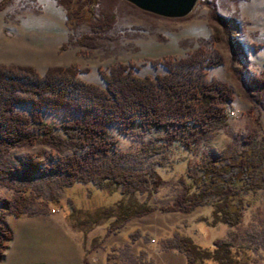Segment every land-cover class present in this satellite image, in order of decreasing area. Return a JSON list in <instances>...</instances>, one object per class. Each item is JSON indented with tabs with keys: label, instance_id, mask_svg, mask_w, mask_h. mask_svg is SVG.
I'll use <instances>...</instances> for the list:
<instances>
[{
	"label": "trees",
	"instance_id": "16d2710c",
	"mask_svg": "<svg viewBox=\"0 0 264 264\" xmlns=\"http://www.w3.org/2000/svg\"><path fill=\"white\" fill-rule=\"evenodd\" d=\"M7 1L1 0L0 8ZM66 10V25L71 30L86 24L88 33L68 44L95 47L98 39L115 22L112 7L102 0H58ZM130 4V3H127ZM132 5V4H131ZM213 39L225 41L230 50L229 68L241 79L242 44L235 38V19L211 12ZM62 45V47H65ZM224 57L214 49L199 47L186 57L159 61L163 74L137 75L135 66L118 64L102 73L104 86L79 77L74 66H52L40 74L29 65L0 66V158L15 147L43 144L56 153L50 160L38 161L29 156L24 166H16L27 175L52 178L64 188L74 184L80 188L91 185L102 195L114 196L110 203L90 201L85 206L76 190L70 191L67 220L83 235L96 226L105 225V234L117 233L126 221L144 217L156 210L161 213L188 214L202 205H210L208 225H239L242 212L255 202L258 191H264V142L254 147L252 142L236 158L223 159L210 154L188 171V159L181 172V189L170 204H150L151 195L163 182L157 170L135 172L121 168L108 157L114 142L109 128L114 125L121 133L136 130H162L164 143H178L182 153L190 155L191 148L200 143L210 130L227 124L234 100L229 84L207 80V69L222 65ZM243 97L248 102L262 104L264 100V71L244 81ZM24 107L28 113L17 110ZM46 112L60 114V123L52 125L44 118ZM174 164L171 169L174 168ZM91 198V189L88 190ZM137 194H144L141 200ZM53 198V194H51ZM106 201L105 199L103 200ZM7 199H0V208H7ZM103 204H102V203ZM19 210L16 214L22 215ZM3 216L0 215V255L11 238ZM191 236L175 229L164 237L163 246L185 255V264H245L241 247L231 239L214 238L212 247L196 244ZM92 238L89 249L96 246Z\"/></svg>",
	"mask_w": 264,
	"mask_h": 264
},
{
	"label": "rangeland",
	"instance_id": "374dc122",
	"mask_svg": "<svg viewBox=\"0 0 264 264\" xmlns=\"http://www.w3.org/2000/svg\"><path fill=\"white\" fill-rule=\"evenodd\" d=\"M57 2L9 0L0 8V66L29 65L40 74L52 66H74L81 79L104 86L101 74L121 63L135 66L136 74L143 76L166 72L160 63L152 61L186 57L199 47L214 49L224 57V63L207 69L205 77L229 84L235 97L227 110L233 113L227 117L226 125L210 130L191 148L190 155L182 153L183 148L178 143H164L162 130L145 129L124 134L118 127L110 126L109 137L114 144L109 158L124 169L135 172L158 169L162 174L163 182L151 195L150 204L158 207L172 202L181 189L179 180L181 172L187 168V159L188 171L194 172L205 156L212 154L226 161L250 149L252 142L254 147L264 142V100L262 104L248 102L242 92L248 77L264 71V0H199L193 11L181 18L157 16L125 0H102L101 5L112 7L115 22L93 48L68 44V38L76 40L80 34L88 33L89 27L82 23L75 31L69 29L66 10ZM212 11L235 19L238 24L235 38L243 47L241 79L229 68L230 50L226 42H217L212 37ZM16 109L28 113L24 107ZM44 118L52 125L62 120L56 112H46ZM29 156L38 161H51L56 153L43 144H34L12 148L0 158V199L10 201L7 208H0V215L11 235L0 255V264L2 258L13 251L12 244L23 246L28 241L27 232L32 231L27 228L34 230L41 218L61 223L58 227L64 236L79 243L83 251L82 264H91L88 262L91 258H98L104 264H177V251L165 248L162 240L175 229L208 248L212 247L214 238L231 239L236 248L244 249L240 253L247 258L245 264H264V191L257 192L252 207L242 212V220L235 226L215 224L210 227L207 221L210 205L207 204L188 214L154 210L144 217L126 221L117 233L104 235L105 225H99L83 235L67 220L71 212L70 191L80 193L77 197L84 201V207L90 201L110 203L114 196H103L102 191L92 185L85 189L74 184L62 189L55 179L16 170V166H24ZM90 189L91 198L87 193ZM137 196L145 199L144 194ZM19 210L24 213L17 215ZM132 236L139 237L137 245V240L131 243ZM92 238H96L97 243L89 249Z\"/></svg>",
	"mask_w": 264,
	"mask_h": 264
},
{
	"label": "crops",
	"instance_id": "0c3cea01",
	"mask_svg": "<svg viewBox=\"0 0 264 264\" xmlns=\"http://www.w3.org/2000/svg\"><path fill=\"white\" fill-rule=\"evenodd\" d=\"M45 218L48 219V217ZM41 219L38 220L39 226H36L34 230L27 228L32 232L30 234L27 232L30 238L23 246L17 243L12 244L13 251L2 258V264H82L83 251L79 243L72 241L71 237L64 236L65 233L61 232V228L58 227L61 223L50 219L49 221ZM24 228L26 229V227ZM128 231L124 233L128 234ZM131 238L133 239L131 243L137 240L135 245L140 242L136 239L139 237L132 236ZM176 253L177 264H185V255L180 252ZM97 261L98 264H104V261L98 258H91L88 262L97 264Z\"/></svg>",
	"mask_w": 264,
	"mask_h": 264
},
{
	"label": "water",
	"instance_id": "95a60500",
	"mask_svg": "<svg viewBox=\"0 0 264 264\" xmlns=\"http://www.w3.org/2000/svg\"><path fill=\"white\" fill-rule=\"evenodd\" d=\"M136 8L166 18H181L190 14L199 0H125Z\"/></svg>",
	"mask_w": 264,
	"mask_h": 264
},
{
	"label": "built area",
	"instance_id": "2783aa9c",
	"mask_svg": "<svg viewBox=\"0 0 264 264\" xmlns=\"http://www.w3.org/2000/svg\"><path fill=\"white\" fill-rule=\"evenodd\" d=\"M230 113L232 114L233 112L231 111Z\"/></svg>",
	"mask_w": 264,
	"mask_h": 264
}]
</instances>
